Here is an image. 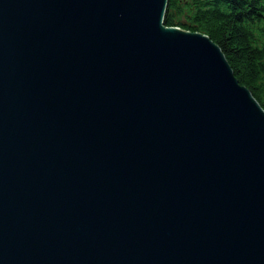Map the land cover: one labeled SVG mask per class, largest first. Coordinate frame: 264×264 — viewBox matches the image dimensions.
<instances>
[{"label":"water","instance_id":"1","mask_svg":"<svg viewBox=\"0 0 264 264\" xmlns=\"http://www.w3.org/2000/svg\"><path fill=\"white\" fill-rule=\"evenodd\" d=\"M169 0H0V264H264V106Z\"/></svg>","mask_w":264,"mask_h":264},{"label":"trees","instance_id":"2","mask_svg":"<svg viewBox=\"0 0 264 264\" xmlns=\"http://www.w3.org/2000/svg\"><path fill=\"white\" fill-rule=\"evenodd\" d=\"M164 19L208 34L264 106V0H169Z\"/></svg>","mask_w":264,"mask_h":264}]
</instances>
